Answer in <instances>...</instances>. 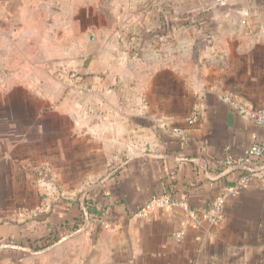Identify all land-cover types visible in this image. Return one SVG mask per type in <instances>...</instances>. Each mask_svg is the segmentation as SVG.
Returning a JSON list of instances; mask_svg holds the SVG:
<instances>
[{"label": "crops", "instance_id": "obj_1", "mask_svg": "<svg viewBox=\"0 0 264 264\" xmlns=\"http://www.w3.org/2000/svg\"><path fill=\"white\" fill-rule=\"evenodd\" d=\"M263 102L264 0H0V264H264Z\"/></svg>", "mask_w": 264, "mask_h": 264}, {"label": "built area", "instance_id": "obj_2", "mask_svg": "<svg viewBox=\"0 0 264 264\" xmlns=\"http://www.w3.org/2000/svg\"><path fill=\"white\" fill-rule=\"evenodd\" d=\"M87 91H89V89L82 88L80 90V93L87 92ZM78 96H80V94ZM238 112L242 117L252 121L257 126H259L260 128L264 130V102L261 103L260 106L257 108H252V107H248L244 105L239 106ZM196 122H197V113L193 112L187 118L186 124L188 126H192ZM263 152H264L263 146H260V145L252 146L247 151H245L244 156L242 158V162L249 164L252 158L261 156ZM225 163L226 165H229V166L234 164V162L231 160H227ZM171 206H179L181 208H184V204L182 202H177L168 196L159 195V196L152 198L148 202V204L146 205V209L147 210L163 209V208L171 207ZM144 212L145 210H141L138 213V215L140 217H144L145 216Z\"/></svg>", "mask_w": 264, "mask_h": 264}, {"label": "trees", "instance_id": "obj_3", "mask_svg": "<svg viewBox=\"0 0 264 264\" xmlns=\"http://www.w3.org/2000/svg\"><path fill=\"white\" fill-rule=\"evenodd\" d=\"M87 211H89V210L87 209ZM47 246H49V244H48V245H46L45 247H47ZM45 247H44V248H45Z\"/></svg>", "mask_w": 264, "mask_h": 264}]
</instances>
